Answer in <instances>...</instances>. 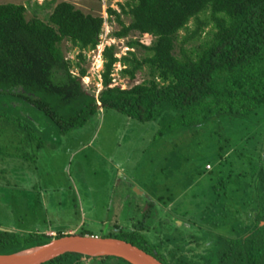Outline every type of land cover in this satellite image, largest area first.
Returning a JSON list of instances; mask_svg holds the SVG:
<instances>
[{
    "label": "trees",
    "instance_id": "1",
    "mask_svg": "<svg viewBox=\"0 0 264 264\" xmlns=\"http://www.w3.org/2000/svg\"><path fill=\"white\" fill-rule=\"evenodd\" d=\"M105 1L106 17L67 0L35 2L40 16L34 10L27 16L20 3L0 4V162L30 166L51 130L64 134L82 127L101 108L156 122L159 133L166 122L179 120L180 127L167 124L166 133L184 128L188 139L198 147L207 141L212 152L187 174L189 182L195 179L200 212L168 213L169 223L153 220L159 203L175 210L173 194L167 201L158 196L136 205L139 218L126 226L125 237L104 236L130 242L163 264H264V117L258 118L264 113V0ZM106 21L115 25L109 37L123 40L127 49L117 56L114 43L104 45L96 92L82 78L86 52L100 43ZM116 63L118 75L127 78L124 87L113 85ZM210 123L213 129L206 131ZM178 223L192 233L185 235ZM50 232L0 226V254L68 233ZM192 243L203 247L200 260L187 254ZM87 260L130 264L74 252L42 264Z\"/></svg>",
    "mask_w": 264,
    "mask_h": 264
},
{
    "label": "rangeland",
    "instance_id": "2",
    "mask_svg": "<svg viewBox=\"0 0 264 264\" xmlns=\"http://www.w3.org/2000/svg\"><path fill=\"white\" fill-rule=\"evenodd\" d=\"M39 1L0 0V4L20 3L26 6L27 16L34 11L40 16L42 11L34 5ZM67 1L84 12L106 16L105 0ZM111 6L117 8L116 2H111ZM114 26L104 22L100 43L95 50L86 52L87 74L82 80L95 87L96 92L101 88L100 52L104 45L114 43L119 55L127 49L123 40L109 37ZM141 37L149 39L146 34ZM74 54L72 51L67 56L71 58ZM113 73V85H127V78L119 76L117 70ZM260 113L258 118L262 121L264 113ZM167 124L174 129L181 123L174 119L166 122L159 133L156 122H139L112 108H101L82 127L64 134L51 130L46 145L30 166L18 160L0 162L4 168L0 175V226L20 233L51 229L78 233L82 228L96 236L123 237L129 229L126 226L137 220V204H146L147 199L158 196L166 200L169 194L175 198V210L159 203L161 210L155 207L157 214L151 219L163 218L169 223L168 213L196 216L200 212V199H193L197 187L193 177L192 183L189 182L188 171L198 169L204 157L212 152L207 141L198 147L188 139L184 128L176 129L178 132L174 134L166 133ZM205 127L209 131L213 124ZM178 225L182 229V224ZM191 229L185 225L182 231L188 235ZM153 234L151 229L148 238L152 239ZM193 244L186 251H192ZM91 262L87 260L88 264Z\"/></svg>",
    "mask_w": 264,
    "mask_h": 264
},
{
    "label": "water",
    "instance_id": "3",
    "mask_svg": "<svg viewBox=\"0 0 264 264\" xmlns=\"http://www.w3.org/2000/svg\"><path fill=\"white\" fill-rule=\"evenodd\" d=\"M68 252L91 257L113 256L130 264H163L153 255L125 240L74 232L53 238L45 244L0 254V264H42Z\"/></svg>",
    "mask_w": 264,
    "mask_h": 264
},
{
    "label": "flooded vegetation",
    "instance_id": "4",
    "mask_svg": "<svg viewBox=\"0 0 264 264\" xmlns=\"http://www.w3.org/2000/svg\"><path fill=\"white\" fill-rule=\"evenodd\" d=\"M192 248H194L192 251H190V252L188 251L189 252V255L191 256L193 253H197V255H196L195 258H197L198 260H200V258L202 256H204V251H202L203 247L201 245H198V244H193L192 245Z\"/></svg>",
    "mask_w": 264,
    "mask_h": 264
},
{
    "label": "built area",
    "instance_id": "5",
    "mask_svg": "<svg viewBox=\"0 0 264 264\" xmlns=\"http://www.w3.org/2000/svg\"><path fill=\"white\" fill-rule=\"evenodd\" d=\"M91 51H92V50H91ZM116 55L119 56V54H116ZM100 56H101V52H100ZM115 66L117 67V69H115V70L120 69V64H119V63H116ZM113 75H114V73L112 74V76H113ZM113 77H114V76H113ZM113 80H115V77H114ZM48 234H49V235H54L53 232H49Z\"/></svg>",
    "mask_w": 264,
    "mask_h": 264
},
{
    "label": "crops",
    "instance_id": "6",
    "mask_svg": "<svg viewBox=\"0 0 264 264\" xmlns=\"http://www.w3.org/2000/svg\"><path fill=\"white\" fill-rule=\"evenodd\" d=\"M40 2H41V0H40L38 3H40ZM105 17H106V16H105ZM77 227H78V226H77ZM77 227H76V228H77ZM49 232H50V231H47L46 233H49Z\"/></svg>",
    "mask_w": 264,
    "mask_h": 264
}]
</instances>
